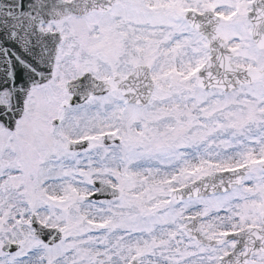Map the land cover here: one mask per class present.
<instances>
[{"label":"snow or ice","instance_id":"snow-or-ice-1","mask_svg":"<svg viewBox=\"0 0 264 264\" xmlns=\"http://www.w3.org/2000/svg\"><path fill=\"white\" fill-rule=\"evenodd\" d=\"M0 264H264V0H0Z\"/></svg>","mask_w":264,"mask_h":264}]
</instances>
